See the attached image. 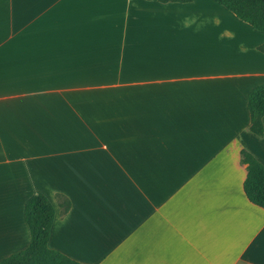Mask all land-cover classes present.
I'll return each instance as SVG.
<instances>
[{"label":"crops","instance_id":"obj_1","mask_svg":"<svg viewBox=\"0 0 264 264\" xmlns=\"http://www.w3.org/2000/svg\"><path fill=\"white\" fill-rule=\"evenodd\" d=\"M262 45L213 0H0V262L41 193L80 264H264Z\"/></svg>","mask_w":264,"mask_h":264},{"label":"trees","instance_id":"obj_2","mask_svg":"<svg viewBox=\"0 0 264 264\" xmlns=\"http://www.w3.org/2000/svg\"><path fill=\"white\" fill-rule=\"evenodd\" d=\"M191 0H159L161 3H187ZM239 21L264 33V0H213ZM259 50L264 53V45ZM249 131L262 136L264 118V84L250 91L247 99ZM241 163L246 166L243 192L253 205L264 209V167L249 153L241 151ZM63 212L68 201L60 204ZM55 216L51 202L41 193L33 195L25 204L24 221L30 235L28 247L0 262V264H80L48 247L50 229Z\"/></svg>","mask_w":264,"mask_h":264}]
</instances>
